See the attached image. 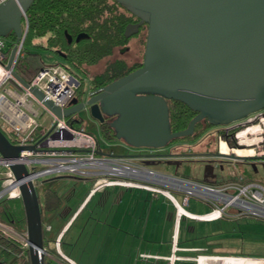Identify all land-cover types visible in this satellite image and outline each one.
Segmentation results:
<instances>
[{
    "label": "water",
    "instance_id": "95a60500",
    "mask_svg": "<svg viewBox=\"0 0 264 264\" xmlns=\"http://www.w3.org/2000/svg\"><path fill=\"white\" fill-rule=\"evenodd\" d=\"M33 0H4L0 3V37L11 31L15 42L5 67L23 86L28 83L14 71L16 45L24 37L22 17ZM138 17L127 23L124 36L147 23L143 58L137 68L96 89L77 92L61 107L37 87L30 91L58 117H70L82 109L101 122H108L116 139L135 148L163 149L177 138L191 135L201 119L209 125H226L264 109V0H116ZM86 37L78 33L75 40ZM68 42L71 36L67 34ZM76 89L79 80L71 75ZM184 103L195 112L186 127L172 131L168 100ZM33 145L12 143L0 129V157L16 158ZM212 154H218L217 152ZM141 153L131 156L139 157ZM175 165L171 153L152 154ZM232 156V155H231ZM254 172L257 165L250 163ZM14 180L30 172L23 164H11ZM264 171V162L260 164ZM221 169V167H220ZM213 164L206 161L202 179L213 178ZM25 220L29 264H44L47 254L38 196L34 184H19Z\"/></svg>",
    "mask_w": 264,
    "mask_h": 264
},
{
    "label": "built area",
    "instance_id": "2783aa9c",
    "mask_svg": "<svg viewBox=\"0 0 264 264\" xmlns=\"http://www.w3.org/2000/svg\"><path fill=\"white\" fill-rule=\"evenodd\" d=\"M3 1L0 0V3ZM22 41L23 39L16 45L13 66L18 55H21ZM4 46V41L0 37L1 125L15 133L17 140L12 143L33 145L34 148L21 151L16 158L0 157V165L5 167V170L0 172L4 177L0 186V198L10 195L19 196V184L24 180H30L35 184L40 176L71 174L78 178L94 180L88 196L97 189L112 185L144 188L162 193L174 205L176 225L183 216L211 220L245 213L264 219V177L258 176V171L249 174L243 169H235L238 168L237 162L245 163L250 168L251 162L259 166L264 162V112L261 110L252 114L254 117L252 121L231 134L234 144H228L222 135L217 136L216 152L218 154H213L214 166L217 167L221 164L225 167L227 164L228 167H233L230 171L223 169V177L217 178L216 181H203L167 173L142 162V159L147 160L154 157L153 155L143 153L142 156L134 157L131 154L118 153L114 147L121 145H116L117 142H109L106 149H102L100 140L85 125L75 126L68 117L55 115L29 88L37 87L46 98L64 107L68 105L76 92L71 74L62 65H47L37 70L31 80L27 82L29 86L25 87L5 67L9 53L6 55L3 53ZM45 113L50 120L46 128L42 127L41 121L38 120V117ZM38 133L41 135L38 136ZM222 144L227 147L226 152L220 149ZM240 149L242 151H238ZM153 150V148H149V151ZM11 164H23L30 172L23 179L14 180ZM260 171H262L261 168ZM262 175H264V171H262ZM170 189L180 192L184 204L188 203L189 196L192 195L205 202L209 206V210L204 213H193L186 210ZM230 207L235 209L232 214L227 212ZM43 227L44 230H48L50 224L43 223ZM17 234L18 238H14L27 246L26 231L23 234ZM59 238L60 235H57L54 239L56 252L60 253L65 264H77L61 254L58 248ZM181 249L174 237L171 241L170 252L165 256L167 264H176L180 260L201 264L202 261L209 258L238 256L204 253L184 255L178 253Z\"/></svg>",
    "mask_w": 264,
    "mask_h": 264
},
{
    "label": "trees",
    "instance_id": "16d2710c",
    "mask_svg": "<svg viewBox=\"0 0 264 264\" xmlns=\"http://www.w3.org/2000/svg\"><path fill=\"white\" fill-rule=\"evenodd\" d=\"M130 15L116 0H33L26 10L25 16L22 17V25L26 26V30L21 44V55H18L13 69L26 82H29L37 70L47 65L59 64L76 76L79 86L83 83L84 76L88 75V87L96 89L133 70L138 65V61L128 62L124 57L117 56L108 60L102 69L97 71L91 69L100 60L109 58L116 49L125 46L123 45L126 40L123 29ZM81 32L86 33V37L76 41V35ZM67 34L72 38L70 42H68ZM2 39L5 45L3 53L6 55L15 42V35L11 31ZM30 47L34 50L29 49ZM36 49L44 51L47 57L53 53L60 59L47 64L43 60L45 55ZM77 92L78 88L75 94ZM167 102L170 129L176 131L186 127L194 112L180 101L169 99ZM253 119V115H250L240 121L218 125L211 132L215 140L218 135H222L228 144L232 145L234 140L231 138V134ZM77 125L84 124L77 122ZM99 127L107 141L112 143L118 141L108 121H103ZM206 127H212V125L198 121L191 135L177 138L173 142L193 140ZM0 129L11 142L17 140L15 133L1 125V121ZM187 149L183 151L184 154L192 155L190 154L191 146ZM243 170L246 171V169ZM250 170L249 174H253V169L250 168ZM3 180L4 177L0 174V186ZM50 182H52V178L41 181L35 186L41 212L44 246L47 241L54 240V238H48L50 234L46 236L44 234L46 230L43 227V220L48 222V218H50V215L46 217V214L60 212L65 207L62 197L56 190L48 186ZM40 188L41 192H39ZM0 222L11 226L20 234L26 231L24 208L18 195L0 198ZM46 250L47 253L53 251V249ZM2 254L12 255L13 261L17 257L23 259L22 264H29L27 246H24L18 239L6 235L0 229V255ZM0 264H6V260H3L2 257H0ZM44 264L65 263L64 261L59 263V260L55 262L45 255Z\"/></svg>",
    "mask_w": 264,
    "mask_h": 264
},
{
    "label": "rangeland",
    "instance_id": "374dc122",
    "mask_svg": "<svg viewBox=\"0 0 264 264\" xmlns=\"http://www.w3.org/2000/svg\"><path fill=\"white\" fill-rule=\"evenodd\" d=\"M29 49L34 50V48L30 47ZM144 50V45L138 40L137 38H132L128 40L123 47H119L114 51V53L109 57L100 60L99 63H97L95 66L91 67L93 71L100 70L104 67L105 63L117 56L124 57L128 62L133 61H139L142 58ZM39 53L45 55V52H41L38 49H36ZM60 57L50 53L49 57L45 55L43 57V60H45V63H50L52 61L59 60ZM88 75H85L83 78V83L78 86V91L83 92L86 91L88 88ZM262 112H264V109H261ZM82 119L84 122L83 124L89 129L90 132L94 133L97 138L100 140L102 149H106V147L109 144V141L106 140V138L102 135L100 131L99 125L94 121L89 113L85 111L84 109L75 112L71 115V117H68L70 119V122L74 123L75 126L77 125V118ZM1 119V118H0ZM38 120L41 121L42 127L46 128L49 125V117L45 113L38 117ZM218 125H214L210 127L207 131L202 132L198 137H196L193 140L186 141V140H178L173 142L174 145L173 148H175L176 151H185L189 146H191L190 154L189 156L198 157L197 154H211L215 153L217 151L216 146V140L213 137V134L211 131L214 130V128ZM41 133H38V136H40ZM116 145H121L119 147H114L115 151L122 154H132L136 152L135 150L137 148L132 147L120 140L116 141ZM188 152V149H187ZM187 156V155H186ZM204 158H194L191 160H184L182 161L181 166L177 170L178 174L181 175L182 172L187 174L188 176H200L198 175L199 172L202 173L203 166H204ZM187 165V166H185ZM236 166L238 170L246 169V172L249 173L250 167L247 164H242L237 162ZM159 171H164L167 173L175 172V165L173 164H166V163H156L154 166ZM153 167V168H154ZM186 167V169H185ZM233 167H228L227 164H225V171H230ZM5 167L0 165V172L4 171ZM215 172L217 173V178L223 177L224 170L215 169ZM234 172V171H233ZM258 176L264 177L262 175V171L258 172ZM231 174V173H230ZM52 182L48 184V186L54 190L62 197L63 206L65 207H74L78 200L81 198L83 193L86 191L87 188H89L90 185H93L94 180L91 178H78L71 174H50V175H44L40 176L35 182V186L38 185L41 181L51 179ZM200 180V179H198ZM47 186V185H46ZM172 194L175 196V198L183 205V207L193 213H204L205 211L209 210V207H204L203 202L200 198H197L195 196H189V201L187 204H184L181 199L180 192L170 189ZM41 192V188L39 190ZM95 200L91 201L88 205V208L90 206H95ZM22 203V202H21ZM64 211V208H62L61 213ZM228 214H232L235 212L234 208H228L227 209ZM59 212H54L52 214H46V217L50 215V218H48L49 223L54 227V225L57 224V220L59 218ZM224 217H227V220ZM229 217V218H228ZM66 217H63L60 219V223L64 222ZM45 220V219H44ZM43 220V221H44ZM98 220V211L97 208L94 211L93 218L89 220L88 222V231L90 230V225H95ZM181 222L176 225L175 221V232L172 233L171 238L169 239L170 242L176 237V239H179V242H182V239L185 238L186 241L190 244H199V245H208L209 247L213 248V251L216 250L218 253L223 254L222 252L231 253L232 255H238V256H252V257H264V219H260L257 217H254L250 214H242V215H236V216H223L221 218H215L211 219V221L206 220H199V219H190L188 217H181ZM75 226L71 227L69 231L66 233L65 237H63L62 242H65V239L68 235H70ZM0 229L8 236L17 237V233L11 226L7 224H2L0 222ZM159 231H161L160 235L164 238H168V231L166 227L161 226L157 227ZM54 229H51L53 231ZM179 230V232H178ZM50 229L45 231V236L48 234H51ZM174 231V230H173ZM178 235V236H177ZM55 239V238H54ZM55 241V240H54ZM54 244V243H53ZM55 248V245H54ZM53 249L52 252L47 253V256L54 255L56 256V249ZM210 249V248H209ZM208 250L203 249H189L185 252H191V253H204ZM221 254H213V255H221ZM54 256L50 257L55 262H58V259H56ZM3 260H6V264H22L23 259L15 258V260H12V255H0ZM12 260V261H11ZM91 260V258L89 259ZM248 260V259H247ZM158 261V260H157ZM155 261V264H158V262ZM152 264V259L149 258L148 261H140L137 259L135 261L134 258L127 259L126 257H121L116 252H111L101 258L96 259L94 264ZM242 264L239 262L238 258L235 257H228V258H212L207 259L204 261V264ZM162 264H167V259L162 261ZM248 264H264V258L260 259H250L248 260Z\"/></svg>",
    "mask_w": 264,
    "mask_h": 264
},
{
    "label": "crops",
    "instance_id": "0c3cea01",
    "mask_svg": "<svg viewBox=\"0 0 264 264\" xmlns=\"http://www.w3.org/2000/svg\"><path fill=\"white\" fill-rule=\"evenodd\" d=\"M194 158L198 157L185 155V160L187 161ZM161 162L166 163L164 160L159 163ZM155 165L156 162L150 166L154 167ZM154 169L156 168L154 167ZM181 175L192 179H201V172L198 174L200 176L194 177L188 176L184 172ZM91 187L92 185L86 189L74 207H64V211L62 213L61 211L59 212V218L54 227L49 221L45 222L50 224V231L54 229L48 235V238L51 237L53 239L57 235H60L58 248L61 254L72 259L77 264H94L96 259L111 252H116L121 257H126L127 259L134 258L135 261L137 259L140 261H148L151 258L153 261L152 264H155L157 260L158 264H162V261L166 260L165 256L171 249L169 239L172 233L174 234L175 232V208L171 200L159 192H153L144 188L118 185L104 186L88 196ZM93 200H95V206L88 208L89 203ZM203 206L206 208L209 207L206 203H203ZM96 208L98 211V220L94 223V226L90 225L91 228L88 231L87 224L90 218H93ZM63 217H66V219L60 223V219ZM224 218L223 220H227V217ZM180 222L181 220H179ZM72 226H75L73 232L66 237L65 242H62L63 237H65ZM159 226H161V229L162 227L167 228V239L165 238L164 240L160 235L161 231L157 229ZM85 228L87 229L85 230ZM185 241L186 239L183 238L182 242H179L177 238V244L182 248L178 252L180 254H195L185 252L189 249L208 250L204 254H221L216 250L213 251V248L206 244H190ZM53 243L54 240L47 241L46 249L54 248ZM222 253L221 255H232L231 253ZM59 254L56 253V256L51 255L50 257L54 256L59 260V263H62L63 259ZM90 258L91 260H89ZM235 258L246 259L244 263L248 264V260L250 259L264 257L236 256ZM176 264L193 263L187 260H180ZM201 264H204V261Z\"/></svg>",
    "mask_w": 264,
    "mask_h": 264
},
{
    "label": "flooded vegetation",
    "instance_id": "af4514ba",
    "mask_svg": "<svg viewBox=\"0 0 264 264\" xmlns=\"http://www.w3.org/2000/svg\"><path fill=\"white\" fill-rule=\"evenodd\" d=\"M129 14H131L130 16H129V20L126 22V24L127 23H136L139 19H138V17H136L134 14H132V13H130L128 10H126ZM126 24H125V26H126ZM125 26H124V29H125ZM124 29H123V32H124ZM146 33H147V23L146 22H144V23H142V24H140L139 26H138V29H137V31L136 32H134V33H132V34H130L129 36H124V38L126 39L125 40V43L123 44V45H125L126 44V42L128 41V40H130V39H132V38H137L138 40H140V42L143 44V45H145V40H146ZM124 35V34H123ZM4 41V40H3ZM143 52H144V50H143ZM142 58H143V54H142ZM142 58H141V60H139L138 61V65L135 67V68H137L138 66H140V64H141V62H142ZM134 68V69H135ZM71 74V73H70ZM72 76H74L75 78H76V76L75 75H73V74H71ZM75 96H78V93H76L75 94ZM194 112V111H193ZM194 114H195V112H194ZM104 117V119L101 121V122H99L98 120H96V119H93L94 121H96V123L98 124V125H100V123H102L103 121H109L113 116H103ZM77 122H84L82 119H80L79 117L77 118V120H76ZM200 121H202L204 124L205 123H207L208 124V122L206 121V119H201ZM209 125V124H208ZM205 126V125H204ZM211 126V125H210ZM208 129H210V127H206V128H204V130H203V132L204 131H207ZM173 142H171V143H169L165 148H163V149H161V150H153V151H149V148H137L135 151V153H145V154H150V155H152V154H158V153H171L172 154V160L174 159H179V164H178V166H177V168H175V172H172V173H174V174H178V172H177V169L179 168V165L180 164H182V161H183V159L185 160V152H183L182 150H180V151H176L175 150V148H173L174 147V145L172 144ZM173 146V147H172ZM198 155V157L199 158H204V163L206 162V161H210L212 164H213V171H214V173H215V176L213 177V178H211V177H206V178H204V179H202V175H203V170H202V173H201V179L200 180H203V181H216V179H217V173L215 172V169H220V167H221V169L220 170H223L224 169V167L220 164V165H218L217 167H215L214 166V156H213V154L211 153V154H209V155H207V154H197ZM156 158L155 157H151V158H148L147 159V161L148 162H150V161H152V160H155ZM243 164H245V163H243ZM257 169H258V172L260 171V166L259 165H257ZM43 223H45L44 221H43Z\"/></svg>",
    "mask_w": 264,
    "mask_h": 264
},
{
    "label": "bare ground",
    "instance_id": "6f19581e",
    "mask_svg": "<svg viewBox=\"0 0 264 264\" xmlns=\"http://www.w3.org/2000/svg\"><path fill=\"white\" fill-rule=\"evenodd\" d=\"M220 149H221L222 151L226 152L227 147H225L224 144H222L221 147H220ZM238 151H242V149H240V150H238ZM238 259H239V262H241L242 264H245L244 262H245L246 259H242V258H238Z\"/></svg>",
    "mask_w": 264,
    "mask_h": 264
}]
</instances>
